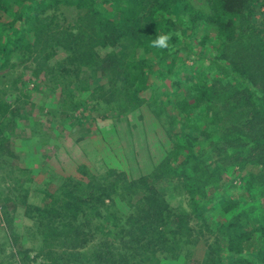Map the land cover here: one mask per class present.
<instances>
[{"label":"rangeland","instance_id":"374dc122","mask_svg":"<svg viewBox=\"0 0 264 264\" xmlns=\"http://www.w3.org/2000/svg\"><path fill=\"white\" fill-rule=\"evenodd\" d=\"M63 1L52 4L46 0L42 2L45 4L38 1L36 6L29 0L27 3L29 5L33 3L37 11L36 13L34 12L36 9L31 11L30 22L25 24L22 20L24 23L22 25L36 30L35 35L33 33L27 38L28 48L11 53L9 51L10 54L5 52L0 54L2 264H19L16 261L19 247L27 251V258H23L25 264H51L44 260L42 255H36L38 244L36 239L39 237L45 242L43 245L46 247L45 251L49 250L48 243L52 245L55 240L36 232L39 219L31 207L39 206L42 201H51L48 195L54 192L60 183L65 181L68 183L70 179L87 181L90 176L122 182L123 177L117 176V173L123 172L128 177H137L139 174L148 173L163 159L166 160L174 143L179 139L177 134L180 126L170 128V122L180 113L173 105L179 98L190 95L189 86L194 82L188 80L183 72H179L178 67L173 69V74L169 73L170 59L162 62L160 60L162 51L156 52L155 48L152 52L148 51L145 47L152 49V44L142 46L134 29L129 31L125 27L120 28L122 40L103 43V34H109L111 29L107 22L96 23L92 25L95 30L87 27L82 31L79 42L71 39L65 41L69 38L59 33L67 32L74 35L78 30L79 17L85 14L86 8H78ZM186 1L193 9L206 15L213 10L211 0ZM149 8V5L144 9L140 8L136 16L145 15ZM114 12L113 10L110 14L113 22L119 17L116 16L117 12ZM248 14L244 32L250 30L252 25L254 29L264 30V0H252ZM5 18V13L0 11V21ZM201 28L202 25L197 29L198 33ZM58 40L62 42L58 43ZM4 41L3 37L0 38V47ZM75 43L78 48L70 51L69 47L75 46ZM249 44L255 48L253 41L248 40L245 34L243 38L237 37L230 55L234 57L238 52L242 53ZM71 53L77 56L72 64L66 63L65 67H57L58 62L64 61L65 56ZM83 55L86 58H82ZM143 57L149 60L146 65L148 67L143 71L149 77L148 85L153 86L154 90L146 89L142 96L132 99L138 81L132 75L140 77L142 74L140 70L133 73L130 71V61H137ZM97 62L102 64L99 63L101 65L96 70L86 67ZM187 63L191 64L190 61ZM174 81H180L178 88L173 85ZM243 102L236 103L244 104ZM212 106L218 112L210 117V122L205 127L216 129L226 126L230 130L226 140H223V133L219 131L211 135L216 137L213 138L214 142L217 143L218 139L222 141L214 150L218 153L217 161L210 163L208 170L216 176L229 175L234 186L229 187L227 182L221 188L215 189L213 193L217 196H214L215 200L210 204L211 209L206 219L194 214L189 201L190 193L184 186L186 185L184 175L170 174L155 183L156 186L161 185L162 189L164 188L161 193L165 195L166 201L162 198L165 204L162 213L168 214L174 210L182 214L181 234L177 237L181 239L179 246L183 245L186 249L177 260L172 258L173 253H168L162 258L161 264H182L186 259L187 264H204L205 260L217 255L218 252L221 259L228 258L223 254L227 245L226 238L223 235L219 237L218 224L216 225L218 221H225L228 215V213L221 215L218 212L220 210L218 200L223 201L225 192L238 202L230 213L232 215L239 214L249 204L253 206L250 207L251 215H261L264 210V189L260 183L254 181L249 190L244 191L238 198L243 189V178H248L249 174L256 178L257 174L264 170H261L259 165H234L235 162L233 163L231 159L237 155L233 153L231 156L232 151L227 154L224 149L226 145L231 150L234 147L237 150L253 147L249 138L233 139L235 132H239L240 136V132L246 130L243 129L246 122L243 111H249L250 105L244 104L230 114L228 112L231 107L225 99L223 101L215 99ZM153 107L156 108L155 112L152 110ZM220 115L226 116L219 119ZM195 118L192 115V120ZM200 126L198 131L193 133L195 136L202 135L201 131L205 128L203 122ZM255 130L253 138L264 135V128L256 127ZM202 138L205 141V137ZM204 141L202 149H206L208 157H215L210 156L213 148L205 146ZM249 149L252 151L250 155L258 156L259 152H264V145L254 150ZM185 156L186 151L183 150L178 156H174V160L171 159L170 165L174 167L183 165L180 168L186 166L185 170L191 172L190 164H182ZM209 159L205 163H208ZM110 169L115 173H109ZM209 197L211 198V195ZM118 206L123 210L127 209L124 201L118 203ZM129 207L132 208V205ZM9 233L17 237L14 246L8 236ZM92 239L93 237L88 241L90 245ZM186 252H189L188 257L184 256ZM23 253L21 257L24 256ZM262 253L264 254V251ZM249 256L251 260L254 259L253 254ZM58 263L73 264V261L62 260L61 257Z\"/></svg>","mask_w":264,"mask_h":264},{"label":"trees","instance_id":"16d2710c","mask_svg":"<svg viewBox=\"0 0 264 264\" xmlns=\"http://www.w3.org/2000/svg\"><path fill=\"white\" fill-rule=\"evenodd\" d=\"M28 1L0 0V11L6 16L5 20L0 21V38L3 37L5 40L3 46L0 47V54L4 52L10 54L21 48H28L27 38L36 30L23 27L22 24L30 22L29 15L36 9L33 3L37 6L38 1L42 3L45 0H32L33 3L30 5ZM46 1L52 4L61 3L63 0ZM251 1L211 0L213 10L207 15L193 9L186 0L63 1L78 8H86L85 14L79 17L78 30L74 35L67 32L59 33L69 38L65 41H70V39L80 41L79 36H82L84 29L91 27L95 30L92 25L102 22H107L111 29L109 34H103V43L122 40L120 39L122 34L120 28L123 27L129 31L134 29L138 36L137 40L142 46L152 44L161 35H168L170 37L169 47L155 49L156 52L162 51L160 60L163 62L170 59L169 73L173 74V69L178 67L179 72H183L182 74L187 76L188 80L194 82L189 86L190 95L179 98L173 105L180 113L179 116L175 115V119L170 122V128L180 126L177 134L179 139L174 143L167 158L165 157L166 160L163 159L148 173L139 174L137 177H128L123 172L117 173V176L123 177L122 182L115 179L107 181L95 176H90L87 181L70 179L68 183L66 181L60 183L54 192L49 193L48 199L50 198L51 201H42L39 206L31 207L39 219L36 232L55 240L52 245L48 243L47 249L49 250L45 251L46 247L43 246L45 242L37 237V256L42 255L44 260L51 264H59L61 257L66 261L71 259L73 264H161L162 258L168 253H173L172 258L177 260L185 249L183 245L179 246L181 239L177 237L181 234L182 214L174 210L172 213H162L165 209L163 203L165 195L161 193L164 188L162 189L161 185L156 186L158 181L170 174L184 175L186 180H184L186 183L184 186L190 193V204L194 214L200 218H206L210 211V204L215 200L214 196H217L213 193L215 189L221 188L227 182H229V187L234 186L229 175L218 174L216 176L208 170L209 164L217 161L218 153L214 150L222 141L218 139L217 143L214 142L215 136L211 135L219 131L223 133V140H226L229 137L228 130H230L226 126L216 129L210 126L205 127L210 122V117L218 112L212 106L215 99L227 100L231 107L229 114L244 104L250 105L249 111H243L246 118H244L246 122L243 124V129L246 130H242L240 136L239 132H235L233 139L249 138L253 147L248 146L239 150L234 147L231 150L225 144L224 149L227 154L232 151L231 156L233 153L237 155L236 158L231 159L233 163L235 162L234 165H259L260 169L264 170V152H259L258 156H254L250 155L252 151L249 149L254 150L264 145L263 134L258 138H253L256 127L264 128V30L254 29L252 25L250 30L244 32ZM146 5L150 6L147 13L143 16H136L140 8L144 9ZM113 10L117 12L116 16L119 15L115 22L110 17ZM36 11L37 9L34 12ZM201 25L202 28L198 33L197 29ZM244 34L248 40L253 41L255 48L249 44L242 53L238 52L232 57L230 51L234 48L232 47L234 40L237 37L243 38ZM60 39L63 41L62 38ZM59 40L58 43H61L62 41ZM75 48H78L76 43L75 46L69 47L70 51ZM145 48L151 52L154 50L153 47L152 49ZM83 54L88 53L83 52ZM76 57L75 53L66 55L64 58L66 62L59 61L57 67H65L66 63L72 64ZM81 57L86 58L84 55ZM188 61L191 64L187 63ZM130 62V71L133 73L140 70L142 74L141 78L138 77L139 75H132L133 78L138 79L132 96V99H137V96H142L146 89L154 90L153 86L148 85L149 77L143 71L145 67H148L146 65L149 60L143 57ZM99 63L101 62L89 64L86 67L96 70L102 64L99 65ZM79 65L83 64L79 63ZM174 82L173 85L178 88L180 81ZM242 101L244 104L236 103ZM153 108L155 112L156 108ZM238 114L240 115L241 111ZM192 115L196 117L195 120H192ZM224 117L220 115L219 119H224ZM201 122L205 127L201 131L203 136H195L193 133L201 127ZM202 137H205V141ZM203 141L205 146L213 148V152L210 151L211 155H209L215 157H208L206 149H202L201 146ZM183 150L186 151V156L182 164H190L191 172L185 170L186 166L182 169L180 167L183 165L174 167L169 163ZM197 150L199 151L196 152ZM208 159L210 161L205 163ZM108 172L111 173L112 170ZM243 179V189L238 198L244 194V191L249 190L252 183H260L264 189V171L257 174L256 178L249 174L248 178ZM224 194L223 201L218 200V205H220L218 212L221 215H226V213L228 215L225 221H218L216 225L218 224L219 237L223 235L226 238L227 245L224 247L226 249L223 254L228 258L221 259L220 252H218L217 255L207 258L204 264H233L234 262L236 264L238 262L264 264L262 253L264 251V210L261 215H251L249 214L252 209L250 207L253 206L249 204L239 214L232 215L230 213L238 202L229 193ZM123 201L127 204V209L124 210L118 206V203ZM129 205H132V208ZM8 236L14 246L16 235L14 237L9 233ZM91 237H93L92 245L88 243ZM17 250L18 259L16 261L19 264H25L23 258H27V251L21 247ZM242 251L245 252L241 253ZM22 252H24L23 257H21ZM250 254H253V260ZM184 256L188 257L189 252L184 253ZM187 262L188 259L182 264H187Z\"/></svg>","mask_w":264,"mask_h":264},{"label":"clouds","instance_id":"9594fccd","mask_svg":"<svg viewBox=\"0 0 264 264\" xmlns=\"http://www.w3.org/2000/svg\"><path fill=\"white\" fill-rule=\"evenodd\" d=\"M170 37L168 35H161L152 42V47L159 50L169 47L168 41Z\"/></svg>","mask_w":264,"mask_h":264}]
</instances>
